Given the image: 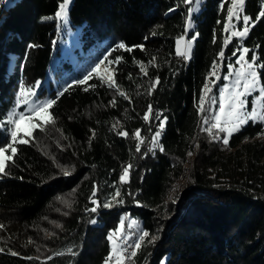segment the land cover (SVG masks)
I'll use <instances>...</instances> for the list:
<instances>
[{"label": "trees", "instance_id": "obj_1", "mask_svg": "<svg viewBox=\"0 0 264 264\" xmlns=\"http://www.w3.org/2000/svg\"><path fill=\"white\" fill-rule=\"evenodd\" d=\"M61 2L17 0L0 11V146L11 142L7 114L22 84L39 81V98L56 100L54 122L14 145L17 153L0 173V264H104L108 237L123 216L139 225L138 236L150 234L124 264H264V123L249 122L225 145L202 130L209 127L205 119L212 122L213 85L199 110L214 63L225 64L243 46L248 59L264 65V17L257 20L264 0H245L243 13L254 26L227 46L231 0H201L187 36L196 35L188 60L175 50L186 0H72L69 23L82 29V50L96 51L65 87L55 91L48 82L47 91L46 75L59 53L54 15ZM105 57L118 89L95 74L86 84L73 83ZM116 57L118 64L108 63ZM258 68L264 85V67ZM149 106L159 119H143Z\"/></svg>", "mask_w": 264, "mask_h": 264}, {"label": "snow or ice", "instance_id": "obj_2", "mask_svg": "<svg viewBox=\"0 0 264 264\" xmlns=\"http://www.w3.org/2000/svg\"><path fill=\"white\" fill-rule=\"evenodd\" d=\"M187 3H196L197 5L200 4L201 0H186ZM9 3V0H0V5ZM71 0H62L59 4L58 11L55 13V18L62 20L63 25L62 27H66L68 23V15H69V5ZM245 0H231V4L227 9V23L224 24V31H229L232 28L231 37H239L244 38L248 35L250 28V23L254 26V21L248 15H243L241 17L240 13L244 11ZM194 10L189 8V14H191ZM261 17H264V10H262L257 20ZM46 19H52V17H47ZM243 21V28L242 30H235L233 25V20H241ZM189 27H192L191 22L189 21ZM231 37H226L224 40V45L227 46L230 42ZM196 39V36L193 35L190 39L184 43L183 48H181V42L184 40V37L181 36L176 40V55L181 56L185 60L191 58L192 50H193V41ZM143 48V46H138ZM118 48H123L126 51H131L125 44L120 43ZM240 51L239 59L236 61L241 67L238 70L234 71L232 65H228L229 73L232 74L234 71V75L236 77L234 84L232 85L231 89L229 85L225 84L220 89V94L218 97V113L213 115L212 122L210 123L207 119L204 120L205 124H209V127L202 129L206 131L210 136L214 139H222V142L225 145H228L229 139L235 134L240 132L243 127L251 122H258L264 123V86L259 87V95L256 96L251 101V110H248L249 101L248 97L252 95L253 91L256 90L257 85L260 83L259 81V74L256 70L257 67H264V65H256V57L252 56L251 59H246L247 54L249 53L248 48L237 49ZM236 53L234 52L233 55ZM219 57L223 59L225 54L223 51L219 53ZM122 58L116 57L115 60L108 61L110 64H118ZM107 57L104 60L99 61L88 74H86L83 79L75 80L73 83L77 85L86 84L89 78L93 74H99L98 70L101 69V65L105 63ZM106 71V70H105ZM141 71L147 75L146 69L142 66ZM212 76L216 75V65H213V71L211 73ZM230 76H224L223 79L228 80ZM102 80L108 83L109 87H117L116 82L114 80V72H109L106 76L101 77ZM220 79V77H217ZM156 83H159V79L157 78ZM40 87V82L37 81L35 85L32 87H25L23 84L20 86L19 92L17 94V98L15 101V106L13 109L7 114V124L11 125L10 129V139L11 142L7 143L3 146H0V173L5 172L6 162L12 161L13 156L17 153V148L14 146L16 144H26L29 142L28 139L25 137H32L33 132L37 129L43 130L44 126L54 122V117L51 116L50 109L53 105H55V99H39L38 92L34 89ZM70 87V86H69ZM91 87H95V85H91ZM154 87V86H153ZM68 89L65 88L64 91ZM87 90V88L85 89ZM212 91L211 87L208 84H205L202 95L200 97V112H204V104H205V97L208 93ZM119 94L123 96L125 99L128 97L125 95L123 91H120ZM59 95H63V92L58 93ZM113 106L115 105V101H112ZM21 105L27 106V114L24 111L17 112L16 107ZM257 105H259V111L257 110ZM47 117V119H45ZM159 119V115L152 112L151 106L148 107V111L145 113L143 119L145 121H149L152 118ZM166 119V118H165ZM22 124H27L28 127L24 128L21 127ZM165 121L162 120L160 125L158 126V130L155 132L154 136L152 137L153 145L158 143V138L161 136L162 131L164 129ZM0 126H3L0 124ZM216 132H213V130ZM220 133H225L223 137L220 136ZM123 136H127V132L120 133ZM135 138L140 142L143 143V139L141 137L140 130L137 129L135 132ZM140 143L137 144V151H140ZM10 150L11 155H6V151ZM163 151V147L160 148ZM188 155H192V153H188ZM132 167L129 164L127 167L123 169V174L120 177L121 182H127L129 169ZM69 173L65 172V175ZM95 191L93 192V196H95ZM119 190L115 193L113 199L119 196ZM176 201L173 200V203ZM93 203L96 204L97 201L93 200ZM112 205L110 203L103 204V207L108 208ZM97 209L94 207L91 211L95 212ZM95 223V221H93ZM133 223H136L133 221ZM123 226V221L121 222ZM131 227V225H129ZM0 228H3V225H0ZM150 234L147 231H142L141 234L138 236L136 242L132 245L134 250L131 251V257H135L137 255L138 249L141 248L145 237H148ZM122 235H120V230L114 231L112 234L109 235L108 239L112 244V250L109 253V257L105 260V264H109L113 258H115V264H124L125 260L129 259L130 257L125 254V249H122L118 243L119 239H122ZM156 237H152V240L149 241L151 243L154 241ZM13 255H17V253H12Z\"/></svg>", "mask_w": 264, "mask_h": 264}, {"label": "rangeland", "instance_id": "obj_3", "mask_svg": "<svg viewBox=\"0 0 264 264\" xmlns=\"http://www.w3.org/2000/svg\"><path fill=\"white\" fill-rule=\"evenodd\" d=\"M15 1H17V0H9V3L0 5V11L2 9L7 8L8 6L13 5ZM70 5H71V3H70ZM70 5H69V7H70ZM189 8L198 9V10H194L191 14H189ZM57 11H58V9H57ZM199 11H200V4L197 5L196 3H190V5L187 9V12L185 14V17H184V33L182 35L184 37V40L181 42V48H183L184 43H186L187 40L193 36L192 35L191 37H187L188 33L191 30H193V27H194L192 17L194 15H197L199 13ZM240 15L242 17L244 15V13L242 12V13H240ZM54 19H55V21L57 23V27H58L57 36L54 40V46L56 47V49H58L59 53L57 56L53 57L51 64H50V68H49L47 75H46L47 91L50 90L48 82L51 83V86L55 89V91H59L61 88L65 87L68 82H70L71 80L74 79V77H76V75L79 73V71H83L86 68L87 62L89 60L88 57H90V55L94 54L96 51V48H91L87 51L82 50V48H81L82 39L80 38V34H81L82 29L80 26L73 28L70 25L69 18H68L67 26L62 27L63 21L55 18V15H54ZM189 21L191 22L192 27H189ZM232 23L234 25L235 30H242V28H243L242 19L239 21L233 20ZM251 25L252 24L250 23L249 28L251 27ZM232 30H233L232 28L229 29L228 37H231ZM232 38H237L240 42H242L245 39V37L244 38L231 37L230 42H231ZM194 41H193V46H194ZM243 48H244L243 46L240 47L241 50ZM175 50H176V41H175ZM240 54H241L240 51H238V54L233 59L228 60L225 64L223 63V61H220V63L218 65H216V75L215 76L211 75L213 68L211 70L210 78L208 79V81L206 83L209 85V87H211V89H212V85L215 87V92H214V94L211 95L210 101H209L210 102L211 120L213 118V115L218 113V111H219L218 97L220 94V89L225 84L229 85V88L231 89L232 85L235 82L236 77L234 75V71L240 69V67H241L239 64L236 63V61L239 59ZM246 59H248L247 56H246ZM65 63L70 65V69H67L64 67ZM228 65H232L234 68V71L232 74L229 73ZM56 70H59V72L55 75ZM256 70L259 74V68L258 67L256 68ZM98 72H99V74H95V76L97 78L101 79L102 76H106L109 72H113V70L110 66L102 64L101 69L98 70ZM224 76H230V78L228 80H225V79H223ZM217 77H220V79H217ZM102 81L105 82L104 80H102ZM259 81H260V83L257 85L256 90L253 91L252 95L248 97V101H249L248 110L249 111L251 110V101L256 96L259 95V87L264 86L260 80V77H259ZM105 83H107V82H105ZM209 94L210 93H208L207 96ZM201 95H202V92H201ZM207 96L205 97V100L207 99ZM39 99L44 100V99H48V98L45 96L44 98H39ZM24 108L25 109L23 111L27 114V106H25ZM257 110L258 111L260 110L259 105H257ZM45 119H47V117H45ZM252 123H258V122H252ZM21 127L27 128L28 125L22 124ZM214 131H216V130L214 129ZM224 135H226V134L220 133V136L223 137ZM183 182L184 181H180V182H177L175 184L173 191L171 193V197H172L174 191H177L180 189V186L183 184ZM124 219H125L126 223L123 222V226H122L121 222L124 221ZM129 225L134 227L135 230L137 231V233L139 232V229H138L139 225L137 223H133V220L123 216L119 225H118V228H117V230L118 229L120 230V235H122V237L124 236V231L126 230V227ZM118 241H120V239ZM109 246H110V252H111L112 244L110 241H109ZM125 262H126V260H125ZM109 264H115V258H113L111 261H109Z\"/></svg>", "mask_w": 264, "mask_h": 264}, {"label": "built area", "instance_id": "obj_4", "mask_svg": "<svg viewBox=\"0 0 264 264\" xmlns=\"http://www.w3.org/2000/svg\"><path fill=\"white\" fill-rule=\"evenodd\" d=\"M138 233L135 232L134 227H126V237H123L118 241L120 247L125 249V254L128 256V250H130L131 245H133L134 240H137Z\"/></svg>", "mask_w": 264, "mask_h": 264}, {"label": "bare ground", "instance_id": "obj_5", "mask_svg": "<svg viewBox=\"0 0 264 264\" xmlns=\"http://www.w3.org/2000/svg\"><path fill=\"white\" fill-rule=\"evenodd\" d=\"M135 232H137L136 230H135ZM123 237H126V230L124 231V236ZM136 242V240H134V242H133V244ZM132 250H134L133 248H132V245H131V248H130V250H128V256L130 257L129 259H127L126 260V262L128 261V260H131L133 257H131V251Z\"/></svg>", "mask_w": 264, "mask_h": 264}]
</instances>
